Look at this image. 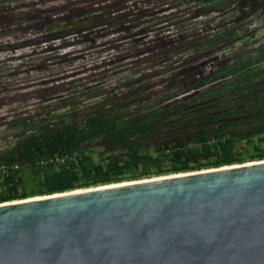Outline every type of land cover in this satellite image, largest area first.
Segmentation results:
<instances>
[{
	"label": "trees",
	"instance_id": "16d2710c",
	"mask_svg": "<svg viewBox=\"0 0 264 264\" xmlns=\"http://www.w3.org/2000/svg\"><path fill=\"white\" fill-rule=\"evenodd\" d=\"M13 1L25 0H0V31L29 29L33 35L19 46L66 42L111 19L107 10L92 12L77 6L104 0H67L36 7L23 3L22 10L16 11L7 6ZM186 1L216 10L232 4V11L264 4V0ZM239 29L236 21L223 23L216 33L202 37L200 48L228 42L238 36ZM235 58L210 77L194 80L191 74L180 79V74H171L165 87L152 95L136 86L141 78L123 79L122 86L98 96H90L96 87L89 93L76 84L66 91L65 101L52 100L17 113L5 122L12 138L0 146V202L264 159V43L249 53L237 52ZM212 77H227L207 93L225 94V99L220 97L224 103L191 105L195 100L191 96L168 102ZM83 96L93 102L83 106ZM186 98L189 101L183 102ZM180 106L187 108L175 112ZM212 107L218 112L206 113ZM217 117L225 120L214 122Z\"/></svg>",
	"mask_w": 264,
	"mask_h": 264
},
{
	"label": "water",
	"instance_id": "95a60500",
	"mask_svg": "<svg viewBox=\"0 0 264 264\" xmlns=\"http://www.w3.org/2000/svg\"><path fill=\"white\" fill-rule=\"evenodd\" d=\"M0 264H264V159L0 202Z\"/></svg>",
	"mask_w": 264,
	"mask_h": 264
},
{
	"label": "rangeland",
	"instance_id": "374dc122",
	"mask_svg": "<svg viewBox=\"0 0 264 264\" xmlns=\"http://www.w3.org/2000/svg\"><path fill=\"white\" fill-rule=\"evenodd\" d=\"M65 1L25 0L23 3L36 7ZM116 1L77 5L92 12L107 10L111 19L109 24L82 37L67 38L66 42L19 46V42L33 35L29 29L0 31V146L12 138L13 131L5 122L19 112L49 105L52 100H67L66 91L72 85L79 84V90L89 93L96 87L90 96H98L103 90L122 86L123 79L141 78L143 81L136 86L139 84L145 88V94L152 95L165 87L169 75L179 74L189 64H197L205 72L208 64L214 68L213 73H219L236 59L237 52L249 53L264 43L263 3L257 4V8L249 6L232 11V4L226 10L201 9L186 0L181 3ZM23 3L13 1L7 6L22 10L19 6ZM235 21L240 28L237 37L206 50L200 48L202 37L216 33L223 23ZM139 28L143 30L138 35ZM233 48L236 49L223 54ZM173 50L179 51L173 53ZM164 55L169 57L165 59ZM213 56L218 59L211 64ZM219 80L223 83L227 79ZM81 99L85 101L83 106L93 102L89 97Z\"/></svg>",
	"mask_w": 264,
	"mask_h": 264
},
{
	"label": "flooded vegetation",
	"instance_id": "af4514ba",
	"mask_svg": "<svg viewBox=\"0 0 264 264\" xmlns=\"http://www.w3.org/2000/svg\"><path fill=\"white\" fill-rule=\"evenodd\" d=\"M216 59H218L217 58V56H213L211 59H210V63L211 64H214V63H216L217 62V60ZM195 60V59H194ZM194 60H191L192 61V63L193 62H195ZM201 64V63H200ZM204 64V63H203ZM208 65V64H207ZM205 65L206 66V68H207V71L205 72V71H202L200 68H198V65L197 64H194V65H192V64H189V69L188 68H185V69H188V70H186V72L184 73V75L182 74L183 73V70H185V69H183V70H181L180 72H179V74H181V75H183V76H181V77H186V76H191V74H192V76L194 77V80H196V79H201V78H203V77H205V76H207V77H210V76H213V69L211 68V65ZM180 77V76H179ZM180 77V79H184V78H181ZM221 78H226L227 79V77H220V79ZM194 80H192V82H194ZM225 81H227V80H225ZM225 81H223V83L225 82ZM223 83H221V81L219 80V78H210L207 82H205L204 84H202V85H196V86H192V88H189V89H186V90H184V91H182V92H179L176 96H178V95H181V94H190L189 96H191V97H188L189 99H191V98H193V99H195L193 102H192V104L191 105H193V104H197V105H201V104H204L205 106H210V105H212L213 106V104H220V103H222V101H224L223 99L222 100H220V97L222 96V95H225V94H221V93H216V94H214V95H210V96H207V93L208 92H210L214 87H216V86H218V85H221V84H223ZM208 84H212L211 86H210V88H208V89H203V90H201V89H199L200 87H202V86H205V85H208ZM173 91V90H172ZM175 97V96H174ZM189 99H187L186 98V100L185 101H183V102H188L189 101ZM225 99V98H224ZM190 107V106H189ZM188 107V108H189ZM191 107H193V106H191ZM187 108V106H180V107H178L177 109H176V111L175 112H178V113H180L181 111H184V109H186ZM221 110V109H220ZM216 112H218V108L216 109V107H212V108H210L206 113H216ZM183 113V112H182ZM204 114V113H203ZM178 115H181V114H178ZM222 120H225V118L224 117H217L216 119H214L213 121L215 122V121H222Z\"/></svg>",
	"mask_w": 264,
	"mask_h": 264
},
{
	"label": "built area",
	"instance_id": "2783aa9c",
	"mask_svg": "<svg viewBox=\"0 0 264 264\" xmlns=\"http://www.w3.org/2000/svg\"><path fill=\"white\" fill-rule=\"evenodd\" d=\"M15 167V166H14Z\"/></svg>",
	"mask_w": 264,
	"mask_h": 264
}]
</instances>
